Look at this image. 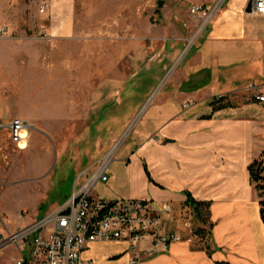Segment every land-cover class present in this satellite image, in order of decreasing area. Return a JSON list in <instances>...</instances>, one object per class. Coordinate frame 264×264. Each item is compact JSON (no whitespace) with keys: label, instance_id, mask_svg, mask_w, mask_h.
<instances>
[{"label":"rangeland","instance_id":"1","mask_svg":"<svg viewBox=\"0 0 264 264\" xmlns=\"http://www.w3.org/2000/svg\"><path fill=\"white\" fill-rule=\"evenodd\" d=\"M188 20L183 0H0V24L10 35L6 39L28 48L19 54L18 64L16 58L12 62L8 48L0 47V119L6 124L18 113H29L40 125L42 120L51 123L52 129L37 145L50 157L39 152L30 171L21 174L29 161L24 150L14 146L15 155L1 162L0 230L26 226L63 204L73 192L77 174L116 143L120 145L108 174L125 162L155 95L170 84L189 52L191 32L181 27ZM210 29L211 25L201 36ZM212 101L222 104L226 99ZM131 167V172L120 169L115 178L124 184L138 170L133 163ZM144 173L149 177L146 168ZM131 178L140 183L138 171ZM97 191L112 195L106 185H96L94 195ZM172 219L191 248L210 244V238L202 240L196 233L201 224L193 213L175 211ZM185 221L191 224V236L183 227ZM257 223L263 248L264 233L259 219ZM124 248L96 243L91 247L93 264H128L125 255L116 258Z\"/></svg>","mask_w":264,"mask_h":264},{"label":"crops","instance_id":"2","mask_svg":"<svg viewBox=\"0 0 264 264\" xmlns=\"http://www.w3.org/2000/svg\"><path fill=\"white\" fill-rule=\"evenodd\" d=\"M197 1L208 5L213 0ZM183 3L190 5L189 0ZM247 4L248 0L228 1L209 32L200 36L178 65L170 84L155 95L153 109L143 116L125 162L112 169L107 182L98 183L112 193L97 191L98 197L167 202L173 213H192L187 195L210 203L213 226L206 238L210 244L191 248L185 241L172 242L166 252L135 264H264V246L258 242L257 231L259 196L248 171L252 162L260 161L264 176V103L248 88L249 84L264 86V21L247 13ZM179 16L182 19L183 14ZM186 23L187 28L181 24L182 29L191 32L194 23ZM0 47L8 48L12 62L16 58L18 64L19 54L28 50L24 43L6 38L0 39ZM220 95L227 96L224 103L212 101ZM14 118L31 125L28 146L22 152L29 161L24 174L40 158L39 152L50 157L37 145L45 135L50 136L51 123L42 120L40 125L39 119L21 112L6 124L0 119V129H7ZM12 147L9 131H0V169L2 161L15 155ZM132 163L140 183L131 178L135 171L122 184L115 175L120 169L131 172ZM261 231L264 233L262 221ZM96 243L104 242L90 244L82 254L90 264L91 247ZM122 245V254L115 257L120 260L125 255L130 264L126 245Z\"/></svg>","mask_w":264,"mask_h":264},{"label":"built area","instance_id":"3","mask_svg":"<svg viewBox=\"0 0 264 264\" xmlns=\"http://www.w3.org/2000/svg\"><path fill=\"white\" fill-rule=\"evenodd\" d=\"M248 1L250 13L264 17V0ZM189 2L188 12L194 25L187 51L214 22L226 0H213L208 5L197 0ZM41 12H45V6ZM9 36L8 28L0 24V39ZM248 88L264 103V86L249 84ZM224 97L227 96H218ZM6 128L13 146L25 150L31 129L29 122L14 118ZM119 145H113L93 163L94 167L91 165L77 174L73 192L63 204L29 225L5 233L0 231V264H90L82 254L95 242L125 244L130 264H135L144 257L166 251L172 242H181L183 236L173 223L172 207L167 202L105 201L94 195L95 186L108 181V167ZM183 227L191 236L190 222L185 221Z\"/></svg>","mask_w":264,"mask_h":264},{"label":"trees","instance_id":"4","mask_svg":"<svg viewBox=\"0 0 264 264\" xmlns=\"http://www.w3.org/2000/svg\"><path fill=\"white\" fill-rule=\"evenodd\" d=\"M251 181L255 184V188L259 196V215L262 223L264 224V176L262 163L254 161L248 166ZM187 205L192 209L194 218L201 224V227L196 230V233L205 240L209 237V229L213 226L210 221V203L198 202L187 195ZM209 226L207 229L206 226ZM207 242V241H206ZM207 245V243H206Z\"/></svg>","mask_w":264,"mask_h":264},{"label":"water","instance_id":"5","mask_svg":"<svg viewBox=\"0 0 264 264\" xmlns=\"http://www.w3.org/2000/svg\"><path fill=\"white\" fill-rule=\"evenodd\" d=\"M189 1H191V0H189ZM246 12L247 13H250L251 12V1H248L247 8H246Z\"/></svg>","mask_w":264,"mask_h":264}]
</instances>
